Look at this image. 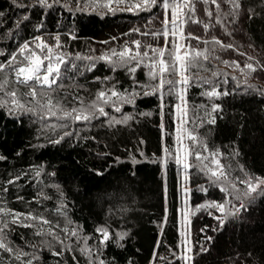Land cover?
<instances>
[{
  "label": "trees",
  "instance_id": "trees-1",
  "mask_svg": "<svg viewBox=\"0 0 264 264\" xmlns=\"http://www.w3.org/2000/svg\"><path fill=\"white\" fill-rule=\"evenodd\" d=\"M86 2L58 0L53 3L49 0L52 6L43 7L37 0H0V13H3L0 49L11 52L34 36H43L51 45L55 43L52 38L59 35L63 51L70 54L69 64L82 66L86 61L71 58L77 54L98 57L110 49L119 51L125 42L130 45L135 39L154 47L163 46V38L153 40L131 31L134 28L145 31L149 20L150 28L158 30L163 19L159 6L138 13L91 7L78 10V6L84 8ZM240 4L238 12L227 17L226 31L230 35L219 23L207 31L198 23L189 22L185 26V35L191 33L202 40L215 37L224 44L234 45V50L218 49L215 55L220 59L205 62L209 71L198 72L204 77H209L211 71L221 72L217 83L221 92L228 94L211 102L220 106L213 114L215 123H203L195 131L209 149H219L224 154L221 162L231 164L233 175H240V166H243L245 172L264 177V70L249 74L246 69L241 72L240 68L222 63L223 60L238 61L241 68L246 62L258 61L264 65V0H240ZM221 6L225 12L230 10L224 0ZM195 7L196 18L200 20H208L204 10H213L215 16L214 5L197 0ZM24 16L28 19L23 20ZM191 43L194 47L198 44L196 40ZM199 47L203 49V43ZM248 57L254 60L248 61ZM4 60L5 56H0V62ZM197 71L192 69L193 75ZM144 72L140 69L136 73V80L141 84L149 82ZM62 73L63 78L57 81L61 87L54 86L53 97L68 109L74 106V97L86 101L92 98L104 86L101 83L104 77H111L110 83L118 82L121 91L133 90L126 71L113 72L103 61H97L95 69L84 71L83 75L71 67H62ZM225 79L227 83L223 82ZM17 88L20 92L26 90L20 85ZM204 90L199 83L188 88L190 117L193 105L199 110V105L209 104L200 94ZM135 91L141 94L134 104L123 107V113H131L135 119L127 125L112 127L105 117H100L90 124L75 122L67 129L52 131L32 114L12 115L0 108V157L4 158L0 159V207L40 214L60 228L65 226L66 220H71L69 227H77L81 237L87 238L88 246L99 247V258L105 264H152L157 244L160 245L158 255L168 259L158 260L156 264H184L172 255L176 252L178 256L181 250L179 210L183 169L174 159V106L178 99L165 89L161 109L159 95H143L140 88ZM106 110L111 112V109ZM199 111L202 114L203 110ZM112 114L118 118L122 115ZM64 131L72 135L60 143L51 142ZM164 148L170 155L164 153ZM38 169L41 175L36 177ZM17 176L19 180L8 183ZM188 179L190 204L194 210L191 220L193 264H264V195L246 199V210L242 209L220 224L214 218L220 213L203 209L197 212L196 208L207 201H222L224 194L209 186L207 177L198 168L188 170ZM200 186L208 188L207 193L197 191ZM61 204L65 206L64 214L55 211ZM101 226L112 233V240L106 246L99 244L100 234L95 231ZM56 231L59 232V228ZM120 233H126L122 240L118 238ZM61 238H65L63 233ZM8 239L26 252L35 251L39 259L34 264H58V261L87 264V258L78 251L83 245L76 238L66 239V244H71L72 248L65 250L62 256L53 255L61 251V245L52 237H46L53 245L51 249L34 250L31 245H39L41 238L35 235L33 228L10 225ZM0 264L21 262L15 261L13 254L0 250Z\"/></svg>",
  "mask_w": 264,
  "mask_h": 264
},
{
  "label": "snow or ice",
  "instance_id": "snow-or-ice-1",
  "mask_svg": "<svg viewBox=\"0 0 264 264\" xmlns=\"http://www.w3.org/2000/svg\"><path fill=\"white\" fill-rule=\"evenodd\" d=\"M57 2L58 0H53V3ZM201 2L205 5L215 6V16L213 10H204L208 17L207 21L196 18L197 0H87L85 7L79 8L78 6V10L83 11L91 7L93 10L106 8L112 12L138 13L151 11L159 6L162 9L163 19L160 21L158 30L150 28L151 20H149L148 24L145 25V31L141 32L140 28H134L131 31L144 37L150 36L153 40L163 38V46L154 47L150 43L135 39L130 42V45L125 42L119 51L110 49L98 57L77 54L71 59L86 61L82 66H78L75 63L69 64L70 54L63 51V44L59 35L52 38L55 43L51 45L43 36H34L31 40H25L19 44L11 52L6 53V50L0 49V56H5V60L0 62V108L7 109L8 113L12 115L32 114L43 123L44 127L50 128L52 131H56L57 128L67 129L75 122L90 124L100 117H105L108 126L112 127L127 125L135 119L133 114L123 113V107L125 104H134L135 98L141 94V92L135 91L136 88H140L143 95H159L161 109L164 107L163 99L166 89L168 94H174L179 101L174 106V115L178 121L176 129L178 146L175 149V163L180 165L185 173L190 168H198L207 177L209 186L218 188L224 194L222 201H207L196 208L197 212L203 209L215 210V212L220 213L214 218L222 224L229 216L237 215L242 209L246 210L247 205L244 203L246 199L251 200L254 199L255 195H264V177L245 172L243 166H240V175H233L231 164L221 162L224 154L219 149H209L207 143L196 134V128L203 123H215L213 114L219 110L220 106L211 102L221 95L228 94L226 91L221 92L217 83V78L222 75L221 72L211 71L209 77L200 76L198 72L200 70L209 71L205 67V62L210 63L213 59H220L215 55L218 49L234 50V45L231 43L224 44L215 37L210 40H202L201 37L191 33L185 35V26L189 22L198 23L207 31L219 23L224 26L226 31L227 17L234 16L241 7L240 0H224L230 9L225 12L221 6V0H201ZM37 3L43 7L52 6L49 0H37ZM121 5L124 7L121 8ZM65 6L67 7V5ZM2 15L3 13H0V16ZM22 19L27 20L28 17L24 16ZM19 24L18 21L16 23L17 28ZM226 34L230 35L227 31ZM10 35L11 33H9ZM71 38L75 39V36ZM192 40L198 42L197 46L192 45ZM200 43H203V49L199 47ZM247 60L253 61L254 58L248 57ZM97 61L108 64L113 72L117 69L126 71L132 81L133 90L121 91L118 82L110 83L112 78L104 77L101 81L104 86L92 98L86 101L82 97H74V106L70 109L65 108L59 99H54V86L61 87L57 81L63 78L62 67L65 69L71 67L83 75L84 71H93ZM222 63L240 68L241 72L246 69L249 74L258 69L264 70V65L259 64L258 61L255 64L246 62L242 68L238 61L223 60ZM140 69L145 70L144 74L149 81L146 84H141L136 80V73ZM192 69L198 70L196 75H193ZM96 79L100 80L99 77ZM223 82L227 83V80L225 79ZM194 83H199L201 87L205 88L200 94L207 98L209 104L199 105V110H203L202 114L197 106L193 105L190 117L186 93ZM17 85L23 86L26 90L20 92ZM106 108L111 109V112L107 111ZM112 112L122 113V115L118 118ZM53 119L56 123H47ZM71 135L72 132L64 131L58 139L51 142L60 143L65 137ZM185 140L190 141V144L184 143ZM163 151L170 155L167 148H164ZM0 159L4 158L0 157ZM35 175L39 177L41 171L38 169ZM19 179L20 177L17 176L8 183H15ZM183 180H187V175L184 176ZM182 191L185 194L190 192L189 189L183 187ZM197 191L207 193L208 188L200 186ZM17 198L22 199V197ZM43 198L48 199V197ZM55 211L58 214H64L65 206L61 204ZM209 214L213 213L210 212ZM187 216L188 213L185 210L186 225L190 223ZM71 224V220H66L65 226L60 228L59 224L53 225L50 220L40 214L20 213L0 207V250L3 253L13 254L15 261L21 262V264H34V261H38L39 257L35 251L26 252L22 248L13 246L9 241L10 225H19L33 228L35 235L41 238L39 245H31L34 250L40 247L51 249L53 245L46 237H52L61 245V251L54 252L53 255L62 256L65 250L72 248L71 244H66V239L76 238L77 242L83 245L79 247L78 251L87 258V264H105V261L99 258V247L93 249L88 246L87 238L81 237L77 227L70 228L69 225ZM58 228L59 232L56 231ZM95 231L100 234L99 244L101 246H106L112 240V233L107 227L101 226ZM61 233L65 238H61ZM125 235L126 233H120L118 238L122 240ZM181 236L183 237L181 250L178 256L176 252H173L172 255L174 258L183 261L184 264H193L190 232L183 231ZM159 247L160 245L157 244L152 257V264H156L158 260L168 259V257L158 255ZM58 264L61 262L58 261Z\"/></svg>",
  "mask_w": 264,
  "mask_h": 264
},
{
  "label": "rangeland",
  "instance_id": "rangeland-1",
  "mask_svg": "<svg viewBox=\"0 0 264 264\" xmlns=\"http://www.w3.org/2000/svg\"><path fill=\"white\" fill-rule=\"evenodd\" d=\"M186 100H187V93H186ZM179 103V101H178ZM175 120H176V129H177V126H178V121L176 119V116H175ZM184 143L186 144H189V141L188 140H185ZM177 143H176V148H177ZM187 175V180H183L184 176ZM182 187L183 188H187L190 190V184H189V179H188V172L185 173L183 171L182 173V179H181V206H180V210H179V214H180V219H179V232H180V235H181V232L183 231H187V232H190V242H191V247H192V255H193V243H192V231H191V220H192V216L194 214V210L190 204V192L189 194H185L183 191H182ZM185 210H187V213H188V216H187V219L188 221L190 222L189 224H185V219H184V213H185ZM183 237L181 236V241H182ZM182 247V245H181Z\"/></svg>",
  "mask_w": 264,
  "mask_h": 264
}]
</instances>
